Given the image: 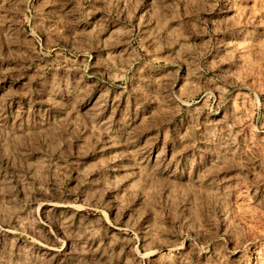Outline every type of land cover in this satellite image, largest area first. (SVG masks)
I'll list each match as a JSON object with an SVG mask.
<instances>
[{
    "label": "rangeland",
    "instance_id": "rangeland-1",
    "mask_svg": "<svg viewBox=\"0 0 264 264\" xmlns=\"http://www.w3.org/2000/svg\"><path fill=\"white\" fill-rule=\"evenodd\" d=\"M0 264H264V0H0Z\"/></svg>",
    "mask_w": 264,
    "mask_h": 264
}]
</instances>
